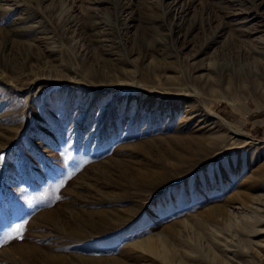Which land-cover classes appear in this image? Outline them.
<instances>
[{
  "label": "rangeland",
  "instance_id": "rangeland-1",
  "mask_svg": "<svg viewBox=\"0 0 264 264\" xmlns=\"http://www.w3.org/2000/svg\"><path fill=\"white\" fill-rule=\"evenodd\" d=\"M0 264H264V0H0Z\"/></svg>",
  "mask_w": 264,
  "mask_h": 264
},
{
  "label": "bare ground",
  "instance_id": "bare-ground-1",
  "mask_svg": "<svg viewBox=\"0 0 264 264\" xmlns=\"http://www.w3.org/2000/svg\"><path fill=\"white\" fill-rule=\"evenodd\" d=\"M114 161H115V163H118V164H116L113 167V168H115V169L118 170V171L117 170L114 171V175L115 176H121L122 175V172L129 171V170L130 171L131 170H134L136 172V174H137V177H139L140 179L142 177L145 178V177H150L151 176V173L144 172L142 174L141 173L142 171H140V169L139 170H136V167L135 168L132 167V164H134V163L131 162V161H129V160H125V159H122V158L121 159L116 158V159H114ZM145 171H146V169H145ZM117 172H119L120 175ZM135 180H137L136 177H135ZM109 187H110L109 188L110 190H109L108 194H106V191L101 190L99 188H96L95 186L94 187H87V186H85V188H90L91 189V190L88 189V190H90L89 194H90L91 197L97 198L100 195V198H97V200L96 199L95 200L91 199L92 201L91 200H88L90 202L89 204H92V203L93 204H106V203H109L112 200H117V199L119 200V197H117L118 196V194H117L118 192H116L117 190L114 189V187H112V185H110ZM83 214H84V216L88 220H100V219H103L104 218V215L105 214H109V213L106 210L102 213V210H99V209L95 208V209H87V210H84L83 211ZM156 245L157 244H155V245L153 244V241L151 239H147V240L140 241L137 244V246H139L140 248L148 249V250H154L156 248Z\"/></svg>",
  "mask_w": 264,
  "mask_h": 264
},
{
  "label": "snow or ice",
  "instance_id": "snow-or-ice-1",
  "mask_svg": "<svg viewBox=\"0 0 264 264\" xmlns=\"http://www.w3.org/2000/svg\"><path fill=\"white\" fill-rule=\"evenodd\" d=\"M24 227H25V225H24L23 223L16 224V225L14 226L13 231L16 232V233H20V232L24 229ZM10 238H11V237L9 236V239H10Z\"/></svg>",
  "mask_w": 264,
  "mask_h": 264
}]
</instances>
